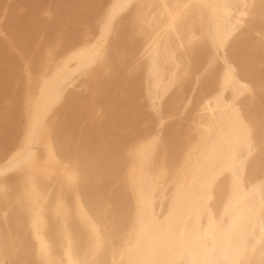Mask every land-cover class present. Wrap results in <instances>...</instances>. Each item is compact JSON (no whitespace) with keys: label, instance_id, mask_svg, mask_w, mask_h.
I'll return each mask as SVG.
<instances>
[{"label":"clouds","instance_id":"clouds-1","mask_svg":"<svg viewBox=\"0 0 264 264\" xmlns=\"http://www.w3.org/2000/svg\"><path fill=\"white\" fill-rule=\"evenodd\" d=\"M76 2L0 93V264H264V0Z\"/></svg>","mask_w":264,"mask_h":264},{"label":"bare ground","instance_id":"bare-ground-1","mask_svg":"<svg viewBox=\"0 0 264 264\" xmlns=\"http://www.w3.org/2000/svg\"><path fill=\"white\" fill-rule=\"evenodd\" d=\"M78 8L76 0H0V93L11 94L22 61L31 55V47L25 43L24 37L30 34L37 23L44 22L41 15L51 11L55 13L58 22L70 23ZM112 11L115 15L121 9L117 6ZM242 55L243 52H237V56ZM72 132L82 138V147L88 155L96 156L102 151L109 125L89 124L82 129L75 125ZM14 135V131H10L9 147L12 146ZM10 164V161L0 160V168L7 169Z\"/></svg>","mask_w":264,"mask_h":264}]
</instances>
